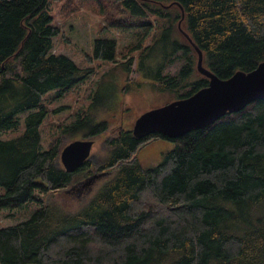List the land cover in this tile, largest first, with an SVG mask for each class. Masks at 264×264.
<instances>
[{
    "label": "trees",
    "instance_id": "16d2710c",
    "mask_svg": "<svg viewBox=\"0 0 264 264\" xmlns=\"http://www.w3.org/2000/svg\"><path fill=\"white\" fill-rule=\"evenodd\" d=\"M51 1L67 11L88 4L104 18V29L148 33L169 23L163 32L171 47L157 79L187 88L178 99L209 84L201 73L194 77L198 54L180 20L203 52V65L221 79L264 61V0H0V131L30 111L23 133L0 140V208L36 200V191L65 190L76 174L92 173L89 161L73 173L56 165L59 145L41 149L46 110L31 112L49 91L62 94L94 72L52 52L61 28L52 23ZM176 23L185 42L170 35ZM141 47L129 53L142 55L151 46ZM176 51L186 63L177 78H165L162 67ZM117 54L115 39L99 37L86 59L113 61ZM142 61L143 72L148 66ZM83 121L64 132L73 133ZM107 129L99 121L88 134ZM159 137L173 146L159 164L145 167L137 151ZM108 142L99 170L112 171V178L75 211L41 200L29 219L0 228V264H264V98L176 139L159 132L137 138L123 129Z\"/></svg>",
    "mask_w": 264,
    "mask_h": 264
},
{
    "label": "rangeland",
    "instance_id": "374dc122",
    "mask_svg": "<svg viewBox=\"0 0 264 264\" xmlns=\"http://www.w3.org/2000/svg\"><path fill=\"white\" fill-rule=\"evenodd\" d=\"M49 11L53 16V25L61 28L60 34L53 38L52 52L66 55L79 67H94V72L62 94L55 89L49 91L43 96L40 105L31 110L34 112L41 107L46 110L39 129L41 149L47 151L59 145L55 164L64 168L61 162L63 148L75 139H93L94 145L89 158L91 165L88 168L93 172L87 177L81 175V172L76 174L77 181L65 190H52L48 193L36 191V200L20 206L0 208V228L29 219L41 206V200L60 205L65 210H77L113 176L110 170H99L100 163L108 156V141L117 136L119 129L132 130L135 121L143 113L177 100L178 95L186 93L187 90L173 88L168 86L166 81L157 79V68L164 61L165 51L171 47L163 32L169 23L160 21L165 25L160 28L153 27L148 33L138 27L104 29L107 26L104 18L91 10L88 4L81 7L77 5L74 10L67 11L62 8V2L51 1ZM170 35L185 42L184 36L177 29V23L174 24ZM99 37L116 40L118 56L115 60L87 61L86 56L92 54L93 43ZM140 43L142 49L151 47L142 55L139 51L129 53L130 49L138 47ZM172 57L173 61L165 63L162 67L161 75L165 78H177L186 63L180 51H176ZM129 59L132 61L126 65L130 67L128 70L124 64H127ZM140 59L143 60V67L148 66L143 72L138 70ZM169 59L166 57L165 61ZM16 70L20 71V68L16 67ZM200 75L196 71L194 77ZM29 114L30 111L18 114L17 125L0 131V140L12 139L23 133L25 119ZM82 118L84 121L80 128L73 133L64 132L66 126ZM99 121H106L108 129L99 135L88 134V130ZM172 146L173 143L165 138H153L138 149L137 157L145 167H152L162 161L164 154ZM103 172L108 173L91 179V176ZM3 192L4 187L0 185V193Z\"/></svg>",
    "mask_w": 264,
    "mask_h": 264
},
{
    "label": "water",
    "instance_id": "95a60500",
    "mask_svg": "<svg viewBox=\"0 0 264 264\" xmlns=\"http://www.w3.org/2000/svg\"><path fill=\"white\" fill-rule=\"evenodd\" d=\"M178 27L194 46L198 54L197 70L209 79V84L188 97L143 113L132 129L137 138L159 132L176 139L193 129L206 128L228 112H240L247 105L264 98V61L250 72L237 71L230 78L221 79L203 65V52L181 28V20ZM93 144V139H75L68 143L61 152L65 171L73 173L81 168L89 160ZM106 173L91 176V179Z\"/></svg>",
    "mask_w": 264,
    "mask_h": 264
},
{
    "label": "flooded vegetation",
    "instance_id": "af4514ba",
    "mask_svg": "<svg viewBox=\"0 0 264 264\" xmlns=\"http://www.w3.org/2000/svg\"><path fill=\"white\" fill-rule=\"evenodd\" d=\"M121 132H122V129H119V131H118V134L117 135H120L121 134ZM94 145V144H93ZM89 161V160H88ZM92 172H93V170H92ZM89 175H91V173L89 174ZM88 175V176H89Z\"/></svg>",
    "mask_w": 264,
    "mask_h": 264
}]
</instances>
